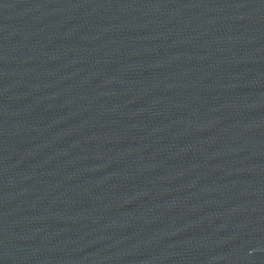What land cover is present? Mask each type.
I'll use <instances>...</instances> for the list:
<instances>
[{"label":"water","instance_id":"95a60500","mask_svg":"<svg viewBox=\"0 0 264 264\" xmlns=\"http://www.w3.org/2000/svg\"><path fill=\"white\" fill-rule=\"evenodd\" d=\"M0 264H264V0H0Z\"/></svg>","mask_w":264,"mask_h":264}]
</instances>
